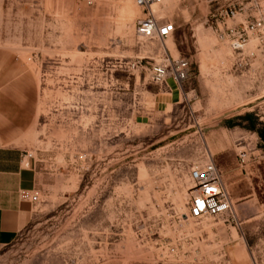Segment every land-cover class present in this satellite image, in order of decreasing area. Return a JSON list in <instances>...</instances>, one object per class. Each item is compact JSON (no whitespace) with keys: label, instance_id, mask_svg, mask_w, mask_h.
<instances>
[{"label":"rangeland","instance_id":"rangeland-1","mask_svg":"<svg viewBox=\"0 0 264 264\" xmlns=\"http://www.w3.org/2000/svg\"><path fill=\"white\" fill-rule=\"evenodd\" d=\"M211 1L155 7L177 28L168 54L193 65L179 86L152 82L165 53L136 35V0H0V59L17 67L0 143L32 156L39 197L0 264H264V55L235 70ZM210 160L235 217L191 220L189 173Z\"/></svg>","mask_w":264,"mask_h":264},{"label":"built area","instance_id":"built-area-1","mask_svg":"<svg viewBox=\"0 0 264 264\" xmlns=\"http://www.w3.org/2000/svg\"><path fill=\"white\" fill-rule=\"evenodd\" d=\"M163 0H136V4L145 13L144 18L136 23V35L146 41H157L164 49L166 42L177 32L174 23H162L154 7ZM92 5V1L88 2ZM218 7L206 18L209 24L223 39H227L233 52L236 71L250 66L260 55H264V42L249 51L254 37L264 36V0H212ZM165 57L150 69L152 82L156 85L168 79L182 86L194 78L193 65L186 58L174 59L164 50ZM141 65V62L139 63ZM138 64V65H139ZM32 159L31 155L23 162ZM247 153L239 155L241 167L246 165ZM30 165L27 162L26 167ZM191 182L187 201L189 218L203 221L211 218L235 217V209L223 178L221 168L212 160L193 166L189 173ZM21 199L32 204L39 203V197L33 192H22Z\"/></svg>","mask_w":264,"mask_h":264},{"label":"crops","instance_id":"crops-1","mask_svg":"<svg viewBox=\"0 0 264 264\" xmlns=\"http://www.w3.org/2000/svg\"><path fill=\"white\" fill-rule=\"evenodd\" d=\"M15 65V60L6 62V59H0V82L17 69ZM17 79L19 80V74ZM2 95L4 96V93L0 91V97ZM4 104L8 106L10 102ZM2 110H0V121L13 119L4 117V114L12 115L13 107L8 108L7 111ZM1 125L4 130L13 131L14 129L11 125ZM7 134L15 133H2L5 136ZM22 158L23 153L19 148L4 146L0 143V253L14 244L34 218V204L22 200L21 193L34 192L37 176L34 171L24 167Z\"/></svg>","mask_w":264,"mask_h":264},{"label":"bare ground","instance_id":"bare-ground-1","mask_svg":"<svg viewBox=\"0 0 264 264\" xmlns=\"http://www.w3.org/2000/svg\"><path fill=\"white\" fill-rule=\"evenodd\" d=\"M135 6H136V7L139 9V7L137 6V4H136V3H135ZM140 9H141V8H140ZM154 10H156V8H155V7H154ZM143 16H144V15H143ZM169 40H171V39H169ZM169 40H168V41H169ZM168 41H167V42H168ZM167 42H166V43H167ZM162 48H163V47H162ZM164 50H166V52H167V50H168V48H167V46H166V45H164ZM167 82H168V81H167ZM167 82H166V84H167ZM179 86H180V85H179Z\"/></svg>","mask_w":264,"mask_h":264},{"label":"trees","instance_id":"trees-1","mask_svg":"<svg viewBox=\"0 0 264 264\" xmlns=\"http://www.w3.org/2000/svg\"><path fill=\"white\" fill-rule=\"evenodd\" d=\"M260 138L264 143V129L260 132Z\"/></svg>","mask_w":264,"mask_h":264}]
</instances>
